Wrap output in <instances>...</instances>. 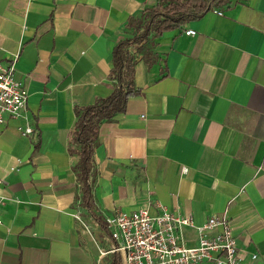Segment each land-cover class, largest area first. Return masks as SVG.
<instances>
[{"label": "crops", "instance_id": "crops-1", "mask_svg": "<svg viewBox=\"0 0 264 264\" xmlns=\"http://www.w3.org/2000/svg\"><path fill=\"white\" fill-rule=\"evenodd\" d=\"M159 1L0 0V60L16 58L29 92L23 115L0 125V264L111 263L70 133L76 105L112 92L116 44ZM147 45L134 53L138 93L100 124L93 210L106 221L163 204L197 225L226 214L242 263L264 264V0H231Z\"/></svg>", "mask_w": 264, "mask_h": 264}, {"label": "built area", "instance_id": "built-area-1", "mask_svg": "<svg viewBox=\"0 0 264 264\" xmlns=\"http://www.w3.org/2000/svg\"><path fill=\"white\" fill-rule=\"evenodd\" d=\"M187 34L194 35V29ZM16 58L8 63L0 60V125L9 117L22 116L27 107L29 92L18 80ZM24 133L33 127L20 126ZM0 196V225L3 223ZM152 214L148 207L121 210L107 217V228L112 240L110 252L122 255L123 264H243L238 240L230 217L226 214L210 216L197 225L191 215L170 211L163 204ZM186 227L198 233L197 242L189 244ZM253 259L257 257L254 254Z\"/></svg>", "mask_w": 264, "mask_h": 264}, {"label": "trees", "instance_id": "trees-1", "mask_svg": "<svg viewBox=\"0 0 264 264\" xmlns=\"http://www.w3.org/2000/svg\"><path fill=\"white\" fill-rule=\"evenodd\" d=\"M231 0H160L155 6L147 8L146 21H140L138 32L133 37L122 38L116 44L110 78L116 80L112 92L97 97L88 105H76L77 119L70 133L69 151L78 155L75 166L80 184L81 202L89 209L94 219L104 229L107 222L93 210V191L91 178L94 173V152L98 142L100 124L111 120L116 114L124 112L128 100L138 93L135 85V55L143 51L149 56L148 42L150 36L158 37L165 31L180 28L192 20L201 18L214 7L222 6ZM131 49L134 52H131ZM110 264H121V256L113 253Z\"/></svg>", "mask_w": 264, "mask_h": 264}, {"label": "rangeland", "instance_id": "rangeland-1", "mask_svg": "<svg viewBox=\"0 0 264 264\" xmlns=\"http://www.w3.org/2000/svg\"><path fill=\"white\" fill-rule=\"evenodd\" d=\"M110 259V257L108 258V260ZM108 262V261H107Z\"/></svg>", "mask_w": 264, "mask_h": 264}]
</instances>
